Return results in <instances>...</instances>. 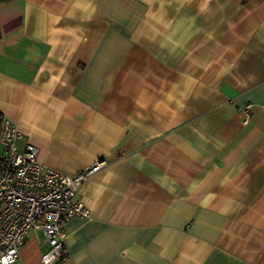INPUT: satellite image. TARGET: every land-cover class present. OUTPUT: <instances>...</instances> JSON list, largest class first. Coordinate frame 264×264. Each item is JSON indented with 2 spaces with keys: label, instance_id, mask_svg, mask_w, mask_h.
<instances>
[{
  "label": "crops",
  "instance_id": "obj_1",
  "mask_svg": "<svg viewBox=\"0 0 264 264\" xmlns=\"http://www.w3.org/2000/svg\"><path fill=\"white\" fill-rule=\"evenodd\" d=\"M0 34V120L106 164L54 264H264V0H3Z\"/></svg>",
  "mask_w": 264,
  "mask_h": 264
},
{
  "label": "built area",
  "instance_id": "obj_2",
  "mask_svg": "<svg viewBox=\"0 0 264 264\" xmlns=\"http://www.w3.org/2000/svg\"><path fill=\"white\" fill-rule=\"evenodd\" d=\"M0 147V264L18 261L29 232H42L49 247L41 264L66 260L63 226L73 217L89 216L76 193L105 162H94L71 176L50 170L40 163L38 148L8 118L0 120Z\"/></svg>",
  "mask_w": 264,
  "mask_h": 264
},
{
  "label": "trees",
  "instance_id": "obj_3",
  "mask_svg": "<svg viewBox=\"0 0 264 264\" xmlns=\"http://www.w3.org/2000/svg\"><path fill=\"white\" fill-rule=\"evenodd\" d=\"M3 2V0H0V4ZM0 39H1V34H0Z\"/></svg>",
  "mask_w": 264,
  "mask_h": 264
}]
</instances>
